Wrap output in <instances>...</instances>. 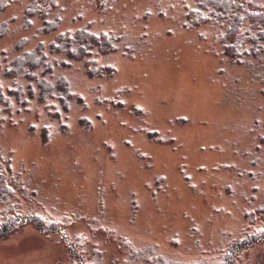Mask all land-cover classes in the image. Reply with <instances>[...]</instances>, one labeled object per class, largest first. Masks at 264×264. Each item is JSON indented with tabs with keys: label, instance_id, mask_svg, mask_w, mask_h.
Returning a JSON list of instances; mask_svg holds the SVG:
<instances>
[{
	"label": "rangeland",
	"instance_id": "1",
	"mask_svg": "<svg viewBox=\"0 0 264 264\" xmlns=\"http://www.w3.org/2000/svg\"><path fill=\"white\" fill-rule=\"evenodd\" d=\"M30 2L2 1L0 52L58 34L122 39L57 68L72 85L59 118L34 100L0 113V264H70L67 243L88 238L102 264H161L149 248L213 264L264 227V72L229 63L225 24L191 27L195 0H56L59 25L40 34ZM234 264H264V244Z\"/></svg>",
	"mask_w": 264,
	"mask_h": 264
},
{
	"label": "trees",
	"instance_id": "2",
	"mask_svg": "<svg viewBox=\"0 0 264 264\" xmlns=\"http://www.w3.org/2000/svg\"><path fill=\"white\" fill-rule=\"evenodd\" d=\"M2 1L0 0V10L5 8ZM195 1V9L187 13L188 24L191 27L205 23L225 24L226 28L220 42L224 56L230 59L229 63L236 66H251L264 72V4L259 3L258 0ZM55 3L56 0H31L24 10L25 20L36 18L39 21L36 31L40 34L53 32L57 29L60 19ZM6 31V25L0 26V36ZM121 37L96 36L90 32H78L75 36L58 34L49 42L35 43L33 48L27 51L22 50V46L26 44V40L22 39L15 44L13 55H10L9 51L0 52V75L8 77L11 82V85L3 91L0 87V113L11 110L10 107L13 105H20L23 109L28 101L34 100L40 107L50 111L49 114L47 113L49 116L59 118L68 111L71 104L69 100L72 97V85L64 74L57 73V68L67 67L65 61L71 60L70 58L88 62L90 58L88 60L87 58L91 55L103 53L100 38H103L105 49H109L107 51L115 50ZM122 49H125V46ZM258 210L261 217L257 220L262 222L264 209ZM24 223L34 224L37 229L46 231L34 218L23 220L18 216L14 220V224ZM4 230L10 229L5 226L0 228V237L3 236ZM254 244H264V227L256 232L242 235L232 244L229 243L218 253L213 264H234L235 257L243 249ZM95 245L90 238L83 243L68 242L70 264H102L103 252ZM149 250L150 248L147 253L152 256L153 263H183L168 259L164 261V258H157V255ZM135 252L139 255L141 251ZM185 263L203 264L202 260Z\"/></svg>",
	"mask_w": 264,
	"mask_h": 264
}]
</instances>
